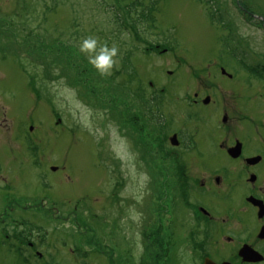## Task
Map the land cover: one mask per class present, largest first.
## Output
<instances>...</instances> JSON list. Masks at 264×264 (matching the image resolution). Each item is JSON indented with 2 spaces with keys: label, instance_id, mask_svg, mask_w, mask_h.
Segmentation results:
<instances>
[{
  "label": "rangeland",
  "instance_id": "374dc122",
  "mask_svg": "<svg viewBox=\"0 0 264 264\" xmlns=\"http://www.w3.org/2000/svg\"><path fill=\"white\" fill-rule=\"evenodd\" d=\"M237 2L0 0V170L5 167L11 173L7 185L14 188L8 198L0 188V210L14 199L32 206L35 195H49V206L57 203L60 210L66 205L65 211L69 212L76 206L74 215L70 213L72 216L65 220L54 215L46 218L33 207L12 216L41 226H31L35 249L20 244L21 253L12 247H20L15 239L2 232L3 227L14 229L17 222L5 218L0 225V264H175L173 249L161 247L159 252L155 248L157 235L154 233L147 241L149 230L146 235L140 221L145 215L144 206H148L149 225L154 224L158 183L167 181L172 185L179 176L174 163L169 158L165 160L162 151L163 139L172 132H159L152 121L146 123L144 107L126 91V86L114 85L112 76L119 68L117 80L126 85L133 68L143 76L146 86L150 81L154 83L148 86L149 92L167 84L165 109L171 115V127L187 131L192 120L199 119L200 134L194 152H200L197 166L210 171L225 167L228 158L215 143L221 132L214 125L206 126L208 107L186 104L184 110L177 102L187 94L208 88V65L212 69L222 66L237 74L236 58L227 53L235 45L260 59L264 66V24L253 17H264V0H239L248 13H243ZM149 3L156 9L147 18L139 5ZM217 5L224 15L223 24L216 18ZM122 8L132 16L131 23L140 21L136 32L130 29ZM114 10L119 15L118 23ZM146 20H155V24L147 28ZM135 33H139L138 38ZM98 34L117 43L121 34L123 53L130 52L131 63L128 56L124 60L127 67H123L122 59L114 57L111 74L101 75L85 57L73 52L78 39L81 43L88 37L96 39ZM224 40L230 41V48L223 47ZM157 44L160 49L143 53ZM163 48L167 51L160 53ZM171 60L178 61L172 64ZM168 70H173L170 76ZM196 71L205 78L188 76ZM218 79L226 84L234 82ZM242 79L239 77L235 84L240 85ZM243 90L247 92L251 87L245 84L240 91ZM259 93L264 99L263 81ZM230 95L224 93L227 99ZM259 114L264 116L263 107ZM182 116L185 117L180 119ZM28 134L39 141L42 163L35 161L36 152L31 156L27 148ZM238 134L244 140L250 132L237 131ZM249 141L251 149L259 147L255 140ZM186 163H192L188 155ZM52 166L57 170L52 171ZM190 173L193 177L203 175L199 170ZM204 175L207 176L205 171ZM46 182L54 184L47 190L49 193L42 189ZM199 191L191 186L189 193L197 198L195 193ZM130 219L133 225L127 233L125 222ZM29 224H18L17 232L30 231L23 229ZM38 233L44 235L42 241L36 238ZM210 246L214 245H207L208 253L218 262L227 259L233 249ZM127 250L130 257H126ZM186 255L180 264H193Z\"/></svg>",
  "mask_w": 264,
  "mask_h": 264
},
{
  "label": "flooded vegetation",
  "instance_id": "af4514ba",
  "mask_svg": "<svg viewBox=\"0 0 264 264\" xmlns=\"http://www.w3.org/2000/svg\"><path fill=\"white\" fill-rule=\"evenodd\" d=\"M166 51V49H162L159 52ZM233 57L236 58L239 66L235 71L237 74L229 72L231 70L228 71L222 66H214L212 69L208 65V88L205 91H194L191 96L187 94L177 102L178 105L184 107V110H186V104L192 108L208 107L206 126L210 128L214 125L219 128L221 134L215 143L216 146H220V151L228 158V164L219 170H206L196 164L200 156L198 155L200 152L194 153L197 150V140L200 134L201 125L197 122L199 119L192 120L189 124L190 129L187 131L171 127L173 126L169 121L171 115L165 109L167 108L165 101L167 84H164V88H160V90L152 88V91L149 92L148 88L153 87L154 83L150 81L146 86L143 76L141 78L138 71H134L133 68L130 69L129 79L126 80V91L135 95L140 105L144 107L146 123L152 121L159 132L164 133L166 130L172 132L163 139L165 149L162 151L165 160L169 158L174 163L179 176L172 185L167 181L158 183L154 224L149 225L148 206H144L145 215L140 221L146 235L149 230V234L146 236L147 241L151 235H157V247L155 248L159 252L162 250L161 247L173 249L172 259L175 264H180L186 254H189L186 257L193 264L196 262L204 264L206 260L215 264H220L223 261H228L231 264H264V116L259 114V109L264 108V99L260 98L259 93L260 83L263 81L264 84V66L260 59L244 49L237 51ZM177 61L173 60L172 64ZM172 73L173 70L167 71L169 76ZM188 76L192 79L205 78L198 71ZM239 77L241 79L244 77V79H242L243 82L240 81V85H237L235 83L238 82ZM218 78L234 82L226 84L220 82ZM245 84L251 87V90L240 91ZM224 93H230V99L224 97ZM148 110H151L152 114ZM193 114L198 115L197 113ZM142 127L145 129V126ZM237 131H249L250 135L243 140L239 136L241 134L236 135ZM251 139L255 140L256 147L259 145L258 148L251 149L253 146L250 145L249 140ZM249 145L250 149L247 150ZM27 148L31 149V156L36 152L35 161L42 163L39 141L29 136ZM186 155L192 158V163H186ZM205 155L206 161H208V152ZM191 170H199L203 175L193 177L190 175ZM204 171L207 176L204 175ZM0 181L3 182L0 188L5 190L3 192L7 198L10 197L14 188L7 185L11 181V173L5 167L0 170ZM175 184L176 188H173ZM51 185L54 186V184L46 182L42 185L45 188L42 187V189L46 192L52 188ZM191 186L199 188L200 191L195 193L198 195L197 198L190 195ZM116 191L117 187L114 186L113 193L116 194ZM35 198L32 206H24L21 200L14 199L10 202L11 205H9L10 203L3 205L0 210V225H3L2 223H5L7 219H11L13 223L17 222L12 230L3 227V235L7 236L13 233L15 242L28 244L30 247L35 245V242L31 240L32 232H17L16 229L18 224L22 226L29 223L25 219L11 218L12 216L25 213L33 207L35 211L44 213L46 218L49 215H54L55 218L65 220L69 218V215H74L76 211V206L75 210L71 209L69 212L65 211L66 205L61 210L57 203L49 206L47 201L50 199L49 195L41 197L35 195ZM188 217L192 219V223L189 222ZM5 218L6 220L3 221ZM125 223L126 232L129 233L133 225L132 219ZM29 226L31 225L29 224ZM23 229L31 230L32 228ZM46 233L48 234L47 230ZM36 238L39 241L44 239L43 235L39 234L36 235ZM207 245H214L210 246L214 248H216L215 245H221L233 249L228 252L230 256H227V259L218 262L208 253ZM247 247L252 250V254L249 250L241 252ZM254 254H257L258 257ZM130 255L131 253L127 250L126 257H130ZM253 256L260 258L255 261L250 260Z\"/></svg>",
  "mask_w": 264,
  "mask_h": 264
},
{
  "label": "trees",
  "instance_id": "16d2710c",
  "mask_svg": "<svg viewBox=\"0 0 264 264\" xmlns=\"http://www.w3.org/2000/svg\"><path fill=\"white\" fill-rule=\"evenodd\" d=\"M138 2H140V1H138ZM138 4H140V3H138ZM141 5H144V4H141ZM129 7L128 8H130L131 7V5H128ZM155 5L154 4H151V3H149L148 4V6H145V7H143L144 8V10H143V13L144 12H146V17H152V12H154V10H155V7H154ZM216 7V8H215ZM214 8V10H215V12L217 13L216 14V18L218 19V21H219V23H221V24H223L222 22H225V19H224V15L222 14V12L220 11V9H219V6L217 5V6H215ZM135 8H137V7H135ZM128 12V10H127V8L124 10V13L126 14ZM113 13V12H112ZM217 15H219V16H217ZM113 17H114V19H118V17H119V15H118V13L116 12V11H114V15H113ZM125 17H126V15H125ZM138 22H140V21H134L133 22V24H132V28L134 29V31L136 32L137 31V28H138V26H137V24H138ZM150 22L151 23H155V20H150ZM153 25V24H152ZM96 41H97V44H96V46H95V49H94V51L91 53V55L92 56H95V55H97V54H99V50H100V44H101V42H103V39L101 38V37H99V34L97 35V38H96ZM80 44L81 43H79V39L77 40V42H76V50L75 51H73V52H75L76 54L77 53H79L80 54V56H81V58L82 57H85L86 58V60H87V64L88 65H90V66H92L93 67V65L92 64H90L89 63V60H88V58H87V56L84 54V53H81L80 52V50H79V46H80ZM228 44V43H227ZM104 46H106V47H108V48H111V47H113V46H111L110 45V43H106V42H104ZM228 46V48H230L231 46H229V45H227ZM117 50H119L120 52H121V47H117L116 48ZM233 49V48H232ZM238 50H235L234 49V52H233V55H236V52H237ZM124 52V51H123ZM73 54V53H72ZM64 55H65V53H64ZM78 55V54H77ZM82 55H85V56H82ZM117 57L119 56V55H116ZM120 57H122L123 59H122V61H123V63H124V60L125 59H127V55H125L124 53L123 54H121L120 55ZM125 65V64H124ZM95 68V67H94ZM120 73H121V71L120 70H115V72H114V74H113V76H112V79H114V82L113 83H115L114 85H117V84H123V86H124V88H125V82H119L118 80H117V77L120 75ZM149 103H151V101H149ZM12 236V238H13V235H11ZM12 247H14V244H12ZM17 250H19V249H17Z\"/></svg>",
  "mask_w": 264,
  "mask_h": 264
},
{
  "label": "clouds",
  "instance_id": "9594fccd",
  "mask_svg": "<svg viewBox=\"0 0 264 264\" xmlns=\"http://www.w3.org/2000/svg\"><path fill=\"white\" fill-rule=\"evenodd\" d=\"M96 44L97 41L95 38L88 37L81 42L79 50L87 56L89 63L92 64L101 75H110L111 69L115 64L113 58L116 56L117 49L114 46L108 48L102 45L99 54L92 56L91 53L94 51Z\"/></svg>",
  "mask_w": 264,
  "mask_h": 264
},
{
  "label": "water",
  "instance_id": "95a60500",
  "mask_svg": "<svg viewBox=\"0 0 264 264\" xmlns=\"http://www.w3.org/2000/svg\"><path fill=\"white\" fill-rule=\"evenodd\" d=\"M173 139H174V138H172V140H173ZM173 141H174V140H173ZM247 250H249V251L251 252V254H252V250H251L250 248H248V247L242 249L241 252H246ZM253 253H254V252H253ZM254 256H257V254H254ZM254 256L251 257L250 260H259L260 257L257 258L258 256H257V257H254ZM204 264H215V263L212 262V261H210V260H206ZM221 264H231V263L226 261V262H222Z\"/></svg>",
  "mask_w": 264,
  "mask_h": 264
}]
</instances>
